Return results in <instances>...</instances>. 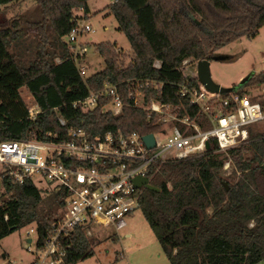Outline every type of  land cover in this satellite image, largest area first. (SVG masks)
<instances>
[{
	"label": "trees",
	"instance_id": "trees-1",
	"mask_svg": "<svg viewBox=\"0 0 264 264\" xmlns=\"http://www.w3.org/2000/svg\"><path fill=\"white\" fill-rule=\"evenodd\" d=\"M19 0H0L7 6ZM89 0H37L42 20L36 23L40 42L34 58L24 64L11 52L20 40L19 19L0 26V138L44 140L48 133L66 140L69 128L83 127L91 135L105 132L142 136L158 131L146 113L128 106L118 116L96 109L83 112L73 103L98 91L105 81L123 86L137 79L163 83L160 91L148 90L146 98L164 104L184 105L179 87L193 86L197 79L180 70L185 59L210 60L215 52L243 37L254 38L264 26V0H118L106 7L124 34L133 54L123 65L113 45L94 44L104 68L86 80L79 76L72 52L63 39L72 27L75 10L88 14ZM49 28L47 36L45 28ZM51 38V44L48 39ZM50 46L53 50H48ZM59 59V63L55 62ZM159 61L160 69L153 67ZM263 74L251 77L242 86L260 83ZM241 86V87H242ZM25 89L41 113L28 119ZM127 87H122L123 93ZM179 115L185 111L179 110ZM58 117L65 121L61 126ZM248 128V140L231 148L227 157L210 149L200 156L160 165L150 184L153 192L140 189L139 210L157 239L169 264H259L264 261V133ZM233 165L222 184L226 160ZM0 201V240L17 230L34 225L41 244L57 220L62 202L32 182L7 184ZM68 262L76 264L93 256L92 240L75 233Z\"/></svg>",
	"mask_w": 264,
	"mask_h": 264
},
{
	"label": "built area",
	"instance_id": "built-area-1",
	"mask_svg": "<svg viewBox=\"0 0 264 264\" xmlns=\"http://www.w3.org/2000/svg\"><path fill=\"white\" fill-rule=\"evenodd\" d=\"M87 16L82 7L75 10L66 36L82 80L89 75L84 63L85 52L80 48L81 39L94 33L86 23ZM55 62L60 61L57 58ZM197 63L185 59L180 70L184 72L191 67L196 77ZM153 67L160 69V62H154ZM261 73L264 75V71ZM122 87H127L124 93ZM162 88L163 83L152 79H137L123 86L105 81L100 90L89 91L86 98L72 105L83 112L98 109L111 116L122 114L128 104L145 112L147 120L159 127L151 134L152 148L145 145L143 136L137 132L108 131L91 135L80 126L69 128L66 140H59L52 133L44 140L0 138L2 193L7 184L32 182L35 185L36 181L43 185L40 190L56 194L62 202L57 220L51 224L41 244L35 226H28L27 251L34 256L31 264H70L68 258L78 230L87 240L94 239L95 229L100 228H111L118 234L126 227V218L139 210L137 191L140 189L134 188L135 178H146L150 182L163 163L186 160L208 151L206 142L215 143L216 152L226 154L248 140L250 126L264 123V76L256 85L235 88L226 94L210 93L198 80L193 86L181 85L179 97L188 103L193 115L182 104L177 107L146 98L148 90L157 92ZM29 101L28 119L33 121L41 110L31 96ZM180 109L185 115H179ZM58 122L65 125L61 117ZM33 243L35 249L31 248Z\"/></svg>",
	"mask_w": 264,
	"mask_h": 264
},
{
	"label": "rangeland",
	"instance_id": "rangeland-1",
	"mask_svg": "<svg viewBox=\"0 0 264 264\" xmlns=\"http://www.w3.org/2000/svg\"><path fill=\"white\" fill-rule=\"evenodd\" d=\"M116 1L118 0H89L87 2L89 15L86 17V23L94 30V33L81 39L80 48L85 52L84 63L89 76L104 68V60L94 51V44L113 45L124 66L129 64L133 58L127 39L123 33L117 31L116 20L106 10L108 5ZM15 19H19L18 22L21 24V37L11 52L19 54L22 62L28 64L33 60L37 44L40 42L35 30L36 23L42 20V12L37 0H19L0 11V26L9 25L10 21ZM45 31L49 36V28L46 27ZM47 41L51 44L50 37ZM63 41L66 42V37ZM67 46L72 52L71 47ZM47 49L53 50L50 46H47ZM215 55L222 56L224 59L210 61L209 70L212 82L223 89L232 90L241 87L245 78L264 71V26L258 30L254 38L243 37L219 49ZM184 72L185 74L193 73V68H185ZM21 95L28 104L31 102L25 89L21 90ZM253 130L257 133H264V123L254 126ZM224 157L227 155L222 154V158ZM232 172L233 165L228 159L224 162L221 171L224 178L222 184L228 186L227 178ZM35 185L38 188L43 186L36 181ZM2 197L3 193L0 188V201L3 200ZM126 223V227L118 234L111 228L95 229L96 237L92 239L93 256L76 264H169L140 210L128 216ZM28 229L29 227L22 228L0 240V264H31L33 262L34 256L27 251L26 233ZM126 233L130 236L126 237ZM31 248L35 249L34 243ZM259 264H264V261Z\"/></svg>",
	"mask_w": 264,
	"mask_h": 264
},
{
	"label": "water",
	"instance_id": "water-1",
	"mask_svg": "<svg viewBox=\"0 0 264 264\" xmlns=\"http://www.w3.org/2000/svg\"><path fill=\"white\" fill-rule=\"evenodd\" d=\"M223 59H224V57H222V56L214 55L211 60L220 61ZM209 65H210V60H203V61H199L197 63L196 77H197V80L199 81V83L202 84L205 87V89L207 91H209L210 93L226 94L229 91H231V89H223L220 86H218L212 82V80L210 78ZM248 79H250V76H248L247 78H245L242 81L241 86L244 83H246ZM143 141L148 148H152L154 146V139H153V136L151 134L143 136ZM205 148L207 150L210 149V143L209 142L205 143ZM133 184H134L135 189L143 188V189H146L149 191L159 192V189L152 186L146 178L137 177L133 180ZM223 185L225 186V189L227 191L228 190L227 185H225L224 183H223ZM27 241H28V243L30 242V240H27Z\"/></svg>",
	"mask_w": 264,
	"mask_h": 264
},
{
	"label": "crops",
	"instance_id": "crops-1",
	"mask_svg": "<svg viewBox=\"0 0 264 264\" xmlns=\"http://www.w3.org/2000/svg\"><path fill=\"white\" fill-rule=\"evenodd\" d=\"M16 2H17V1H16ZM16 2H14V3H16ZM12 4H13V3H12ZM12 4H10V5H12ZM10 5L2 6V7L0 8V11H2V9H6V8L10 7ZM87 6H88V4H87ZM87 15H89V13H88ZM125 236H126V237H129L130 235H129L128 233H126Z\"/></svg>",
	"mask_w": 264,
	"mask_h": 264
}]
</instances>
